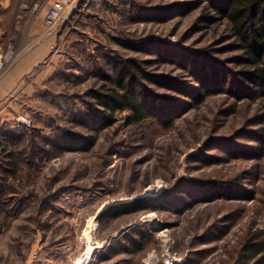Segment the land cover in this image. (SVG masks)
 <instances>
[{"label": "rangeland", "instance_id": "obj_1", "mask_svg": "<svg viewBox=\"0 0 264 264\" xmlns=\"http://www.w3.org/2000/svg\"><path fill=\"white\" fill-rule=\"evenodd\" d=\"M212 2L65 6L49 80L11 113L32 127L0 123V264H264V91ZM125 60L148 119L92 120Z\"/></svg>", "mask_w": 264, "mask_h": 264}, {"label": "trees", "instance_id": "obj_2", "mask_svg": "<svg viewBox=\"0 0 264 264\" xmlns=\"http://www.w3.org/2000/svg\"><path fill=\"white\" fill-rule=\"evenodd\" d=\"M212 3L213 9L225 21L227 31L240 52L239 60L246 68L245 77L251 88L264 91V0H213ZM117 42L123 47L129 46L125 40ZM132 65V60H125L114 68L113 87L90 91L92 98L102 107L101 110L91 111L92 120L110 122L116 111L124 110L130 111L131 123L148 119L147 109L132 89L133 76L126 78V73L132 72ZM87 141L89 145L93 144V138ZM141 245L140 240L130 241L131 252L140 250Z\"/></svg>", "mask_w": 264, "mask_h": 264}, {"label": "crops", "instance_id": "obj_3", "mask_svg": "<svg viewBox=\"0 0 264 264\" xmlns=\"http://www.w3.org/2000/svg\"><path fill=\"white\" fill-rule=\"evenodd\" d=\"M26 6L22 0L0 2V64L5 63L0 69V123H11L12 111L19 108L20 90L45 85L51 74L50 64L46 63L50 60L53 31L46 29L41 20L19 22L22 13H29ZM22 29L26 33L20 39ZM40 65L44 66L38 69Z\"/></svg>", "mask_w": 264, "mask_h": 264}, {"label": "built area", "instance_id": "obj_4", "mask_svg": "<svg viewBox=\"0 0 264 264\" xmlns=\"http://www.w3.org/2000/svg\"><path fill=\"white\" fill-rule=\"evenodd\" d=\"M70 2L71 0H47L42 5L45 10L42 22L46 29L52 31L56 28L65 6ZM36 8L38 7L34 6L32 11H35ZM11 121V126L14 129H28L33 124L31 117L26 113H16Z\"/></svg>", "mask_w": 264, "mask_h": 264}]
</instances>
